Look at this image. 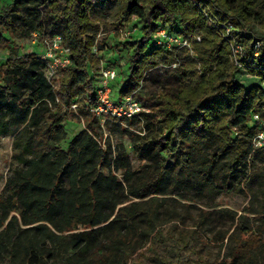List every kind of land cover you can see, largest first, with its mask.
<instances>
[{"label": "trees", "instance_id": "16d2710c", "mask_svg": "<svg viewBox=\"0 0 264 264\" xmlns=\"http://www.w3.org/2000/svg\"><path fill=\"white\" fill-rule=\"evenodd\" d=\"M93 1L142 25L119 43L132 54L115 101L173 57L171 37L194 38V55L176 59L180 90L159 97L157 110L104 124L92 112L100 62ZM47 16L63 23L70 49L59 89L47 61L14 57L20 48L11 46L44 32ZM7 48L0 137H13L18 164L0 194V264H264V148L253 145L263 129L254 116L264 107V0H1L0 50ZM241 68L260 84L247 88ZM73 105L88 129L69 140ZM243 192L252 199L240 214L219 204ZM217 214L232 228L214 231ZM211 245H220L214 260L204 251Z\"/></svg>", "mask_w": 264, "mask_h": 264}, {"label": "rangeland", "instance_id": "374dc122", "mask_svg": "<svg viewBox=\"0 0 264 264\" xmlns=\"http://www.w3.org/2000/svg\"><path fill=\"white\" fill-rule=\"evenodd\" d=\"M61 4L64 3V0H56ZM96 6V13L91 14L94 20L100 19L99 21H95L99 26L98 32L95 34L94 39V47L93 53L98 58L99 65L96 66L93 70L96 74V79H98V84L102 79V72L106 69L114 68L117 71L116 78L112 79V89L114 95L117 92L116 87H123L125 80L128 78V60L129 54H132L130 50H119L120 41L122 40H134V36H136V30L140 31L142 25L138 22L134 17L128 20L126 17H122L119 13V9L116 5H111L109 7H102L96 4V1H93L92 7ZM62 8V6L60 7ZM44 15L47 14L46 8L43 12ZM49 16V15H48ZM47 16V23L44 32L38 34L37 38L33 35L30 39L27 40H19L17 39L14 43L11 44L12 47L19 46L20 49L15 53L14 57H23L26 54H35L38 56L44 55L47 53L49 49V44L53 43V40L57 36H61L63 32V23L58 25H54L53 20H50ZM262 26L258 25L252 28L254 31H261ZM135 32V33H134ZM132 37V38H131ZM194 38L188 40V44L185 45L184 42L183 47H179L177 49H173V57L167 59L165 61H161L158 66L149 70L146 73L145 79L142 81L140 85V89L135 92L134 95L136 99H139L142 102V106L144 110L142 112H152L158 109L161 106L159 103V97L164 95L175 96L182 86V79L178 78V68L180 66V61L177 62L176 59H179L183 53H190L194 55V51L192 49ZM35 41V42H34ZM176 45H179L176 43ZM258 45V44H257ZM151 49V47L149 48ZM239 49L237 48L236 51ZM178 55V57L176 56ZM11 56L10 49L0 50V60L6 62L8 58ZM62 56V55H61ZM177 64V66L175 65ZM64 71L59 74L53 80V83L57 89L60 88V79L63 75ZM237 78L240 82L244 83L247 88H250L253 85L260 84L259 78L252 76L248 73V71L244 68H241L240 72L237 74ZM263 84V83H262ZM116 86V87H115ZM113 97V93H112ZM77 107L74 105L70 109V113L74 112L75 115H71L68 121L64 124L65 129L68 134V139L71 140L75 135H77L80 131L87 128V120L86 117L82 114H78ZM261 121H264V107L260 111ZM104 124V123H102ZM104 126V125H101ZM105 128V127H104ZM140 130V128H138ZM117 137L113 138V143L116 141ZM127 147L132 154V150L130 148V142L128 139L124 140ZM133 162L135 166H138V161L134 155H132ZM17 161L14 159V145H13V137L10 135H3L0 137V194L2 193L4 186L8 177L12 174L13 170L17 167ZM250 199H252L251 194L247 192H243L237 195L231 196H222L219 199V204L222 207H230L232 210L239 212V214L243 211V209L249 204ZM262 202V201H261ZM258 203V202H257ZM259 204V203H258ZM194 212H198V209L194 210ZM251 222L255 220L253 216H251ZM256 224V222H254ZM212 229L216 232L226 231L232 228L233 222L221 214H217L213 218ZM208 240H211L209 236H207ZM220 245H211L204 248V251L211 252V260H214L218 257ZM226 247L221 250V254L226 253Z\"/></svg>", "mask_w": 264, "mask_h": 264}, {"label": "built area", "instance_id": "2783aa9c", "mask_svg": "<svg viewBox=\"0 0 264 264\" xmlns=\"http://www.w3.org/2000/svg\"><path fill=\"white\" fill-rule=\"evenodd\" d=\"M34 36L36 39L38 33L34 34ZM157 37L166 39L168 34L166 30H160L157 33ZM184 42H186L185 45H187L188 39L182 37H171L168 44L176 45V43H178L179 45L177 46L183 47ZM69 55L70 49L63 45L62 36H57L53 40V43L49 44L47 53L40 56L41 59L48 62V68L46 72L48 80L53 82V80L67 68V66L70 64ZM175 65L177 66L176 63ZM116 76L117 71L115 68L106 69L102 72V79L99 82V89L97 92L99 103L98 106L92 110V112L101 119L102 123H104L105 120H112L114 118L132 119L133 117L140 115V113H142L144 110L142 102L139 99H136L134 95L125 96L120 101H115L113 99V89L111 87V83L112 79L116 78ZM74 107L76 108V105H74ZM254 120L260 122L263 129L260 130L254 137L253 145L256 149L264 148V121H261L259 114L254 116Z\"/></svg>", "mask_w": 264, "mask_h": 264}]
</instances>
